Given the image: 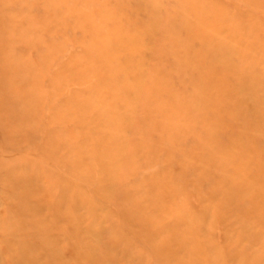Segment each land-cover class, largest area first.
<instances>
[{"label": "rangeland", "instance_id": "obj_1", "mask_svg": "<svg viewBox=\"0 0 264 264\" xmlns=\"http://www.w3.org/2000/svg\"><path fill=\"white\" fill-rule=\"evenodd\" d=\"M0 264H264V0H0Z\"/></svg>", "mask_w": 264, "mask_h": 264}]
</instances>
